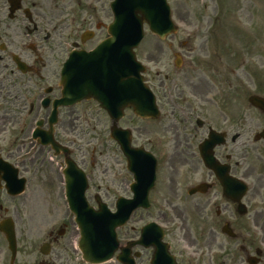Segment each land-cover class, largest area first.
Wrapping results in <instances>:
<instances>
[{"label": "flooded vegetation", "instance_id": "af4514ba", "mask_svg": "<svg viewBox=\"0 0 264 264\" xmlns=\"http://www.w3.org/2000/svg\"><path fill=\"white\" fill-rule=\"evenodd\" d=\"M234 1L243 2L235 15L246 17L247 0ZM112 2L0 0V264H89L70 211L76 165L92 207L113 209L118 199L133 198L135 178L123 154L125 176L113 187L110 163L89 168L91 144L102 158L116 145L112 118L94 100L65 105L60 78L73 51L91 52L108 38ZM230 75L148 78L161 115L136 133L137 148L157 159L151 206L118 230L119 249L104 264H264V107L249 101L264 102V82L228 69ZM85 128L90 138L81 143ZM138 160L144 169L146 157ZM14 170L25 184L16 197L10 191L17 186H7ZM148 224L165 228L162 242L139 243ZM12 229L15 255L2 233Z\"/></svg>", "mask_w": 264, "mask_h": 264}, {"label": "rangeland", "instance_id": "374dc122", "mask_svg": "<svg viewBox=\"0 0 264 264\" xmlns=\"http://www.w3.org/2000/svg\"><path fill=\"white\" fill-rule=\"evenodd\" d=\"M220 1L223 0H169L173 19L180 30L177 35L160 42L146 28L145 38L137 50L138 59L147 68L145 78H232L231 75L222 76V70H227L226 65L229 63L242 64L246 60L249 65L245 66L244 71L241 70V78H258L259 82H264V0H247L249 13L246 17L242 15L241 19L235 15V7L239 2L226 0L228 4H225L224 9ZM239 5L241 8L243 2ZM222 12H225V17L219 19ZM219 20H223V23L220 24ZM220 27H229V30H220ZM217 32L226 37L225 41L219 40ZM224 46L226 52L230 49L234 55L225 54L221 62L219 50ZM176 55L182 58L180 69L175 65ZM140 125L148 127L130 113L121 122L122 127L133 129V143L136 145V131ZM148 128L152 129V126ZM90 132L87 128L80 129L81 143L90 138ZM101 133H105L104 130ZM93 146L91 144L86 148L89 168L92 163L101 162L102 159L106 162L102 165L110 163L112 187L117 185L125 176L117 148L113 145L108 158H102L98 153L93 154ZM115 154L117 159L109 157L116 158Z\"/></svg>", "mask_w": 264, "mask_h": 264}, {"label": "water", "instance_id": "95a60500", "mask_svg": "<svg viewBox=\"0 0 264 264\" xmlns=\"http://www.w3.org/2000/svg\"><path fill=\"white\" fill-rule=\"evenodd\" d=\"M116 20L110 27L111 38L105 41L97 50L89 55L87 59L83 54H74L66 64L63 72L65 81L66 99L80 100L87 96L83 93L76 96V77L78 74V61L86 63L87 70L83 73L86 77L95 78L96 68L102 69L101 78H105L106 83L117 79L122 81L120 90L117 94L111 95L109 88H105V93L96 97L102 106L110 112L114 120L120 118L121 113L126 107H133L135 113L143 118L155 117L158 115L155 99L152 93L145 88L140 73L144 71L135 59L133 50L139 45L143 38V24L150 25L151 30L165 38L170 34L176 33L170 21L168 8L164 0H117L113 5ZM140 16V17H139ZM81 58V59H80ZM119 100L114 103L112 100ZM119 104V105H118ZM124 135L127 140H125ZM114 138L119 142L125 143L122 147L128 152L130 136L128 133H121L117 128L114 131ZM130 162L136 163V153H129ZM83 189L81 193H76V217L80 226L84 241L82 247L86 259L92 263H100L108 260L113 251L105 247L108 242H115V228L124 219L122 211L109 219L105 211L96 215L92 209H87L83 205ZM79 204H82L83 207Z\"/></svg>", "mask_w": 264, "mask_h": 264}]
</instances>
